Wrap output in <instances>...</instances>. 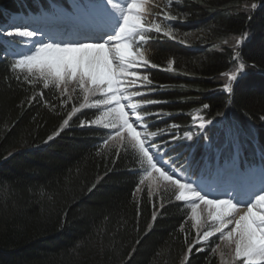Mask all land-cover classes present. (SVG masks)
I'll use <instances>...</instances> for the list:
<instances>
[{"label":"trees","instance_id":"obj_1","mask_svg":"<svg viewBox=\"0 0 264 264\" xmlns=\"http://www.w3.org/2000/svg\"><path fill=\"white\" fill-rule=\"evenodd\" d=\"M169 1L146 0L145 18L157 22L171 12L179 17L174 29L205 33L192 46L163 33L145 42V57L157 65L147 70L152 90L140 98L156 101L140 109L160 114L149 116L151 130L178 122L184 134L195 130L190 117L224 111L242 126L243 139L257 142L246 147L247 154L264 152L260 78H250L243 89L237 85L231 99L221 91L237 69L234 51L249 72L255 69L248 65L260 66L253 47L264 35V0ZM54 5L71 8L68 0H0V26L16 14L38 15ZM246 29L247 39L256 38L252 44L246 40L235 50L226 43ZM222 39L223 48H211ZM11 62L0 60V264H222L223 241L214 236L196 243L197 232L209 225L197 228L172 189H157L146 179L134 191V170L140 167L134 150L114 139L102 144L100 126H80L94 117L81 108L83 93L74 81L48 89L42 80L20 83L25 74L10 70ZM204 103L210 110H203ZM69 117V126L45 143ZM203 144L200 140L197 149L204 150Z\"/></svg>","mask_w":264,"mask_h":264},{"label":"snow or ice","instance_id":"obj_2","mask_svg":"<svg viewBox=\"0 0 264 264\" xmlns=\"http://www.w3.org/2000/svg\"><path fill=\"white\" fill-rule=\"evenodd\" d=\"M145 5L146 0H84L72 5L78 15L63 11L50 17L52 31L27 24L0 26V60H11L10 70L25 74L18 78L20 83L42 80V88L48 89L74 81L83 93L85 103L81 108H89L94 117L81 120L80 126H100L102 144L114 139L118 146H126L137 154L140 167L134 170L138 177L134 191L146 179L157 189L161 185L172 189L175 201L188 206L197 228L201 221L198 210H206L207 219L212 221L207 230L197 232V244L206 243L219 233L218 239L226 237L235 244L234 259L244 264H264V169L259 184L248 182V169L240 165L241 137L246 135L242 126L229 121L224 111L190 117L195 130L185 132L180 139L192 142L195 137L197 143L189 144L185 154L176 151L184 145L177 144L174 133L171 140L158 142L157 137L164 132L149 131L143 123L148 116L160 115H141V103L134 102L142 94L148 95L142 89L152 84L141 69L157 67L145 57V42L152 33L174 38L172 28L162 29L161 23L145 18ZM256 7L252 5L253 9ZM165 18L171 22L179 17L168 12ZM247 32L246 29L241 36ZM255 39L251 37L247 43L252 44ZM240 43L238 40L237 45ZM253 54L260 66L248 65L255 69L249 72L241 53L233 52L237 71L226 74L228 83L221 89L229 99L236 86L243 89L250 78L259 77L264 85V35L256 41ZM97 94L100 98L89 105V97ZM152 103L156 101H143L145 105ZM202 108L208 111L210 105L204 103ZM77 111L72 109L73 113ZM69 119H64L45 143L59 136L69 126ZM200 140L204 141L206 153L203 163L193 162ZM152 218L156 219L155 212ZM193 247H188L189 253Z\"/></svg>","mask_w":264,"mask_h":264},{"label":"rangeland","instance_id":"obj_3","mask_svg":"<svg viewBox=\"0 0 264 264\" xmlns=\"http://www.w3.org/2000/svg\"><path fill=\"white\" fill-rule=\"evenodd\" d=\"M71 2H72V5H73L74 3H82V2H84V0H71ZM169 3H171V1ZM58 10H56L55 12H58ZM76 13L77 12L75 11L72 14H76ZM50 17H52V16L43 13L40 17L37 16L38 20L34 24L40 26L39 25L40 22L49 20ZM17 21H19V20H17ZM157 22L161 23L162 29H166V28H169V27L172 28L174 39L179 40V41L185 43L187 46H192L195 43V41L197 40V37H199V35L201 33H205L204 31L183 32V31H180V30H176V29H174V26H173L174 21L169 22L165 18V15H163L161 21L159 20ZM16 23H18V22H16ZM20 23H24V22H20ZM10 25L13 26V22H11ZM44 26H47V28H48L49 31L53 30V27L52 26H48L46 24ZM44 26L42 25V27H44ZM247 38H248V36L242 37V36H239V35H231V36H229V40H227L226 43L230 47H233L235 50H237V48L239 46V45H237V41L238 40L241 41L240 44H242L244 41L247 40ZM225 41H226L225 39H222L221 41H218L216 44L212 45L211 48L221 49V48H223V46L225 44ZM142 70L143 69H141V71ZM235 71H237V69ZM143 92H146V90L145 89H142V93ZM140 102H142V101H140ZM164 133L166 135H169V137H170V133H172V132L166 131ZM251 137L253 138V136H251ZM164 140H166V138ZM242 140H243V138L241 137V141ZM158 142H161V141L158 140ZM185 143H187L189 145L192 142H185ZM180 144L183 145L184 143L183 142H181V143L179 142L178 145H180ZM187 146L185 145V147L184 148H181L179 151L180 152L181 151H184L185 154H187V151H186V147ZM247 147L248 148H251L252 145L250 143H248L247 144ZM241 155H242V152H241ZM258 156L259 155L257 154V156L255 158L252 157V160L251 161H248V159H243V157H242L241 160H240V165H241L242 169H248L249 173H252L253 174V172L255 171V169L257 167H263L264 168V159H262V158L259 159ZM195 161H197V160L194 158V155H193V162H195ZM201 163H203V161H201ZM193 178L195 179V177H193ZM206 219H207V212H206V210L201 211V221H200V225L199 226L204 227V226L210 225V224H205L207 221H211L209 219H207V220ZM211 223H212V221H211ZM217 235L219 236V233ZM221 240L224 243V246L221 248V252H220V260H221V263L222 264H231L233 261H236V259H234L235 244H233L230 241H228L226 237L223 238V239H221Z\"/></svg>","mask_w":264,"mask_h":264},{"label":"bare ground","instance_id":"obj_4","mask_svg":"<svg viewBox=\"0 0 264 264\" xmlns=\"http://www.w3.org/2000/svg\"><path fill=\"white\" fill-rule=\"evenodd\" d=\"M75 11H76V9H75ZM71 13H74V12H71ZM75 15H78V13H76ZM16 22H18V21H15L13 24L14 25H24V24H27V22H31V20L24 21V23H20V22L16 23ZM45 24L48 25V21ZM33 27H42V26L41 25L38 26V25L34 24ZM44 27H47V26H44ZM262 169H264V168H262V167L256 168L255 171L253 172V174L249 173V171H248V174H247L248 182L259 184L261 179H262V171H261ZM198 212H200V210H198ZM200 215H201V213H200ZM229 227L231 228V225ZM225 231H227V230H225Z\"/></svg>","mask_w":264,"mask_h":264}]
</instances>
